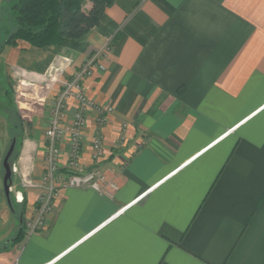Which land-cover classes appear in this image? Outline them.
<instances>
[{
    "label": "crops",
    "instance_id": "0c3cea01",
    "mask_svg": "<svg viewBox=\"0 0 264 264\" xmlns=\"http://www.w3.org/2000/svg\"><path fill=\"white\" fill-rule=\"evenodd\" d=\"M107 40L83 82L93 108L81 164L96 166L100 136L97 166L118 190L65 187V138L43 228L11 244L19 227L0 203V264H264V0H115L82 39L45 49L18 41L0 59L54 100ZM38 115L14 163L25 219L40 207L48 145L36 127L50 119ZM3 153L0 142V176Z\"/></svg>",
    "mask_w": 264,
    "mask_h": 264
},
{
    "label": "built area",
    "instance_id": "2783aa9c",
    "mask_svg": "<svg viewBox=\"0 0 264 264\" xmlns=\"http://www.w3.org/2000/svg\"><path fill=\"white\" fill-rule=\"evenodd\" d=\"M110 44L111 40H107L103 47L89 58L71 79L60 80L61 90L54 100L49 125L46 129L48 145L45 153L44 171L37 186L41 191L40 207L34 216L25 221L28 236L43 228L46 215L52 208L51 202L60 186V146L65 138H68L70 145L66 167L68 178L65 187L91 189L98 193H107L109 189L118 190L117 185L108 181L97 166L105 157L104 143L100 136L92 139L93 160L96 166L90 170H85L81 164L84 146L83 130L87 124V113L93 108V103L84 91L83 82L93 74L99 63V57L109 51ZM71 100L75 102L76 107L72 119L68 120L67 113ZM101 113L103 114V112ZM100 123H104V118L100 119ZM18 172V167L15 164L12 165V174L16 175ZM10 190L17 204L24 203L25 198L22 191L14 190L13 186Z\"/></svg>",
    "mask_w": 264,
    "mask_h": 264
},
{
    "label": "trees",
    "instance_id": "16d2710c",
    "mask_svg": "<svg viewBox=\"0 0 264 264\" xmlns=\"http://www.w3.org/2000/svg\"><path fill=\"white\" fill-rule=\"evenodd\" d=\"M88 2L91 8L87 11L85 6ZM114 3L115 0H14L12 11L15 28L0 45V54L7 46H17L18 41L39 49L60 46L65 41H78L105 22L106 12ZM5 97L8 99V110L12 111L5 115L15 133L12 140L16 139L18 144L32 127L18 113L9 91ZM11 113H14L13 117ZM15 156L14 152L12 159ZM11 200L12 208H9L19 223V229L11 241V244H16L26 236L25 200L18 204L21 207L19 215L12 195ZM6 250L7 247L0 249V253Z\"/></svg>",
    "mask_w": 264,
    "mask_h": 264
},
{
    "label": "rangeland",
    "instance_id": "374dc122",
    "mask_svg": "<svg viewBox=\"0 0 264 264\" xmlns=\"http://www.w3.org/2000/svg\"><path fill=\"white\" fill-rule=\"evenodd\" d=\"M13 2L14 0H0V45L7 38L8 34H10L15 28L14 13L12 11ZM1 60L2 59H0V142H1L3 152H4L3 153V158H4L6 152L8 151L12 143V137L15 134L12 130L13 128H11V126L8 124V119L6 118V115H5V113L7 112H12L8 110V99L5 97L6 92L9 91L11 93L12 98L14 99L16 108L20 112V114L24 117V120L26 119L25 120L26 123H29L27 120H30L32 117L34 119L35 117H37L38 114L41 115V119L43 120L45 118L50 119V116H51L50 112H51V108L53 106L55 99L52 100L50 94L48 95V97H47V94H45V90L43 89V87L46 86V83L44 82L42 83L40 87L37 86V84H35V87H32V89H25V86L29 85L27 84V81L29 79L22 77L19 74V71H17V69H16V73H17L16 75H13L11 73L12 69L8 70L9 73H4L5 69L3 68ZM44 94H45V97L47 98H46V101L43 103V101H40L41 100L40 98H42ZM27 109H31V110H27ZM13 114L14 113H11L12 117H13ZM48 125L49 123L47 122L46 129L48 128ZM36 128L38 129L37 131H40L39 134L41 133L43 135L40 139H38V141L42 142V145H45V142L47 141L46 129L41 130L42 128L41 123H40V126H37ZM29 134L30 133L27 132L25 137L16 145V149H15L16 156L15 158L11 159L12 165L18 159L20 155V151L23 147V142L27 138V135ZM46 149H47V143H46ZM3 173H4V170H3ZM14 178L15 177H13V180H15ZM13 188L14 190H20V191L21 190L25 191L26 189L22 183L20 184L19 188H16V187H13ZM6 199L7 198L5 196L4 188H3V174H2L0 176V203L2 204V207H4L7 211L8 206L6 205ZM14 204L16 206L17 213L19 215V212L21 211V207L15 202ZM15 219H16L15 224H16V230H17L19 227V223H18V219L17 218ZM2 245L4 244L0 243V247H2Z\"/></svg>",
    "mask_w": 264,
    "mask_h": 264
},
{
    "label": "water",
    "instance_id": "95a60500",
    "mask_svg": "<svg viewBox=\"0 0 264 264\" xmlns=\"http://www.w3.org/2000/svg\"><path fill=\"white\" fill-rule=\"evenodd\" d=\"M17 145V140L13 139L12 143L6 152L2 166H3V188H4V193L7 198V203L10 208H12V201H11V187L13 186V174H12V164H11V159L14 155L15 149Z\"/></svg>",
    "mask_w": 264,
    "mask_h": 264
}]
</instances>
